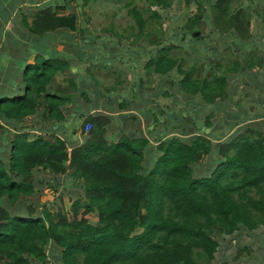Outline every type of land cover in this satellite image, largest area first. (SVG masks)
<instances>
[{
    "label": "trees",
    "instance_id": "obj_1",
    "mask_svg": "<svg viewBox=\"0 0 264 264\" xmlns=\"http://www.w3.org/2000/svg\"><path fill=\"white\" fill-rule=\"evenodd\" d=\"M32 2L0 0V40L9 39L10 44L6 40L4 46L11 49L3 53L4 42H0V59L8 57L6 79L0 83V264H45L51 258L45 248L48 243L59 249L52 258L61 264H212L219 238L264 227L262 132L238 128L228 140L220 141L214 138L213 129L207 135L196 129L197 116L185 121L179 115L184 127H173L170 134L176 132L174 136L148 139L127 129L108 142L107 130L114 119L109 112L115 109L107 102L106 110H98L92 100L91 91L99 83L92 69L98 67L79 51L77 58L85 62V73L72 75L74 61L52 47V35L67 41L72 32L85 35V26L76 25L77 14L67 11L66 5L52 8L49 0H40L30 21L21 13L17 24L13 7ZM171 2L149 0L147 18L129 10L138 28L132 35L138 37L145 29L143 40L159 46L161 41L152 37V30L157 29L153 24L160 28ZM186 3L196 5L197 14L187 18L178 32L169 26L171 33L181 34L182 39L186 34H191L192 40L200 39L202 18L211 22L209 30L235 36L240 47L251 39L248 14L234 0ZM154 6L159 11L152 10ZM8 23L13 26L9 30L5 29ZM111 40L108 51L100 53L108 52V61H122L120 46ZM169 45L156 47L154 57L145 64L147 73L159 78L154 95L164 90L167 96L164 86L171 87L176 70L182 74L178 79L181 90L186 95L199 94L211 106L204 110H211L229 89L224 76L240 62L234 60L233 69L226 66L220 77L193 78L190 70L181 68L178 58L164 53L174 48V44ZM84 47L91 51L90 45ZM20 48L24 51L21 55ZM32 90L42 95L43 103L36 104ZM144 98L151 96L144 93ZM115 107L126 110L129 104L120 102ZM211 111L202 112L208 129L213 126ZM191 113L194 111L188 110L187 114ZM154 114L152 125L158 126L160 120ZM162 114L165 111L161 110ZM131 118L136 122L140 119L135 115ZM165 118L169 119V114ZM39 120L41 126H36ZM77 121L83 122L78 129ZM86 123L90 124L87 132L83 129ZM151 140L158 142L153 154ZM206 157L211 165L206 172L196 174L197 164ZM43 173L48 179L40 178L38 174ZM51 175L64 176L65 185L76 182L82 193L77 197L61 194V208L54 213L46 207L37 212L31 204L25 214L15 210L20 197L36 195L44 186L57 190L60 184Z\"/></svg>",
    "mask_w": 264,
    "mask_h": 264
},
{
    "label": "rangeland",
    "instance_id": "obj_2",
    "mask_svg": "<svg viewBox=\"0 0 264 264\" xmlns=\"http://www.w3.org/2000/svg\"><path fill=\"white\" fill-rule=\"evenodd\" d=\"M84 1L70 0L66 10L77 14L76 25L79 26L81 23L85 26V35L80 32H72V38L67 41H61L59 35H52V47L56 48V51L68 55L71 61H74L73 66L70 65L72 75L85 73V62H81L77 58L79 51H81V57L87 58V62H94L93 65L98 67L92 69L99 82L95 90L91 91L92 100L96 102L98 110H106L105 103L107 102L111 103L115 109L111 110V113L109 112V114L114 115V119L107 130L108 142L115 141L127 129L136 130L132 134L137 132L148 139H150L149 136L158 138L162 134L164 138H168L177 134L176 132L170 134L173 127L175 129L179 125L184 127V122L189 118L192 119V116H197L198 121L204 119L202 112L205 110H212L211 112H213L210 117L213 126L210 130L215 131L214 138H221L220 141L228 140L231 134L236 132L234 130L238 128L248 129L251 127L264 134V0H234L235 5L242 7L248 14L252 36L251 39L245 41L246 45L241 47L235 41L237 38L231 33L220 35L214 30H209L212 25L211 22L208 20L205 22L202 18L200 19L202 32L200 39L192 40L191 34H186L182 39L181 34L171 33L170 27L175 28V31L178 32L187 18L197 14L196 5H189L186 0H172L170 7L163 13L167 18L162 17V24L159 29L158 25L153 24L155 21L151 22L157 28L152 30V37L161 41L159 46L150 44L148 40H143L145 29L138 37L132 35L138 32V28L132 14H129L128 11L135 9L142 13L143 18H147L145 8L149 0H89L86 4ZM39 3L40 0H34V2L26 5L14 6L12 17L16 23L19 24L21 13L25 21H30L33 14L37 12ZM49 3L54 8L55 3L63 4L65 0H49ZM4 4L8 5L7 2ZM151 8L154 11H159L155 6ZM131 26L133 27L132 30H130ZM11 27H13L12 24L8 23L5 29L9 30ZM192 35L198 36L197 33ZM105 37L107 38L104 39ZM111 38L114 44L120 46L118 52L121 54L122 61L118 58L108 61L109 53H100L103 50L108 51ZM6 40L9 41L7 38L0 40V42H4L3 46L6 44ZM168 44H174V48L164 53L169 57L178 58L181 68L190 70L193 78L210 79L212 74L220 77L224 74L222 71L227 67L233 69L234 60L240 62V66L229 73V76L228 74L224 76V81L229 89L226 90L224 99L219 98L211 110V106L206 104L199 94L186 95L181 90L178 79H182V74H178L176 70H174L175 79L171 87L164 86L165 90H168L167 96L164 90L157 96L154 95L155 90L159 87V78L155 73H147L145 64L149 58L154 57L156 47L159 49ZM84 45H90L91 51H85L88 50V47H84ZM1 46L0 43V48ZM124 48L127 52L121 50ZM10 50L4 46L2 52L7 54L11 52ZM23 52V48H20L18 54L21 55ZM247 54L248 56H246ZM16 55L13 54V57ZM217 62L220 63L219 69L216 66ZM27 63L31 64L32 60L28 58ZM107 63H110V66ZM244 66L247 68L243 69ZM139 79L141 83H138ZM85 90L90 91L91 89L85 87ZM144 93L150 94L151 98L145 99ZM163 93L166 97L163 96ZM32 96L36 104L43 103L42 95H37L36 90H32ZM140 100L143 103H140ZM120 102H126L129 104V108L120 109L122 111L117 110L115 106ZM208 106L210 108L204 110ZM161 110L165 111V114L160 115ZM188 110L194 111V113L187 114ZM122 112H125L126 115H122ZM153 113L160 120L158 126L152 125ZM166 113L169 114V119L165 118ZM131 115L140 118L139 121H134ZM179 115L184 117V122L179 120ZM170 121L172 125L168 123ZM78 122L75 124L76 129L80 128L81 121ZM235 122L237 125L232 126ZM40 123L41 120L36 126H41ZM46 124L43 123V125ZM68 127L69 125H67ZM189 136L191 135L185 137L188 138ZM215 141L216 143L220 142L219 140ZM157 143L153 140L150 141V147H153L151 149L152 154L156 150ZM148 161L147 163H149ZM210 165L211 160L206 157L197 164L195 173L206 172L205 170ZM38 175L41 176L42 180L48 179L45 173ZM50 177H54L52 180L60 184L57 190L54 191L52 188L44 186L36 195L20 197L13 206L15 210L25 214L27 206L31 204L38 210L37 212L46 207L48 211L54 213L57 208H61L59 197L61 194L68 193L77 197L82 193L76 182L65 185L64 176L51 175ZM50 184L54 183L51 182ZM219 242L218 251L214 255L212 264H264V227H259L252 232L239 230L232 235L219 238ZM45 248L47 254L51 256L45 264H61L58 259L55 261L56 257L52 258L59 249L50 243Z\"/></svg>",
    "mask_w": 264,
    "mask_h": 264
},
{
    "label": "crops",
    "instance_id": "obj_3",
    "mask_svg": "<svg viewBox=\"0 0 264 264\" xmlns=\"http://www.w3.org/2000/svg\"><path fill=\"white\" fill-rule=\"evenodd\" d=\"M67 3H68L67 0H65V4L64 3L63 4L55 3L54 6L55 5H66V8H67ZM23 5H26V4H23ZM20 6H22V5H20ZM37 7H38V5H37ZM52 8H53V6H52ZM57 52L60 53V51H57ZM7 63H8V57L7 56H5L4 59H0V83L3 82L6 79L5 77H6V65H7ZM15 80H16V84H17L18 81H17V79H15ZM82 123L83 122L81 121L80 122V126H81Z\"/></svg>",
    "mask_w": 264,
    "mask_h": 264
},
{
    "label": "water",
    "instance_id": "obj_4",
    "mask_svg": "<svg viewBox=\"0 0 264 264\" xmlns=\"http://www.w3.org/2000/svg\"><path fill=\"white\" fill-rule=\"evenodd\" d=\"M204 119L195 123V127L199 130L200 133L207 135L210 132V129L204 127Z\"/></svg>",
    "mask_w": 264,
    "mask_h": 264
},
{
    "label": "built area",
    "instance_id": "obj_5",
    "mask_svg": "<svg viewBox=\"0 0 264 264\" xmlns=\"http://www.w3.org/2000/svg\"><path fill=\"white\" fill-rule=\"evenodd\" d=\"M89 128H90V124L87 123V124L85 125V131H87Z\"/></svg>",
    "mask_w": 264,
    "mask_h": 264
},
{
    "label": "clouds",
    "instance_id": "obj_6",
    "mask_svg": "<svg viewBox=\"0 0 264 264\" xmlns=\"http://www.w3.org/2000/svg\"><path fill=\"white\" fill-rule=\"evenodd\" d=\"M86 124H87V123H86ZM86 124H85V125H86ZM89 129H90V128H89ZM89 129H88V130H89ZM88 130H87V131H88ZM84 131H85V126H84ZM87 131H85V132H87Z\"/></svg>",
    "mask_w": 264,
    "mask_h": 264
}]
</instances>
